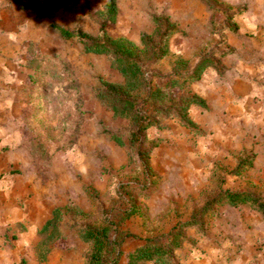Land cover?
I'll return each instance as SVG.
<instances>
[{
    "label": "rangeland",
    "instance_id": "1",
    "mask_svg": "<svg viewBox=\"0 0 264 264\" xmlns=\"http://www.w3.org/2000/svg\"><path fill=\"white\" fill-rule=\"evenodd\" d=\"M107 1L0 0V207L9 202V243L25 239L21 262L42 263L45 247L55 264H85L82 232L108 226L127 264L146 240L170 243L173 229L191 223L176 264H264V215L221 199L226 191L264 199V0H115L112 21ZM155 16L176 33L152 67L154 84L178 58L192 67L214 53L224 70L207 68L172 90L206 107L187 108L191 126L158 116L139 146L146 167L129 143V121L97 97L122 76L55 27L92 36L103 27L139 44Z\"/></svg>",
    "mask_w": 264,
    "mask_h": 264
},
{
    "label": "trees",
    "instance_id": "2",
    "mask_svg": "<svg viewBox=\"0 0 264 264\" xmlns=\"http://www.w3.org/2000/svg\"><path fill=\"white\" fill-rule=\"evenodd\" d=\"M105 12L111 21L117 15L115 0L105 3ZM153 30L150 33H142L139 44L122 38L109 36L104 28L97 36L89 35L80 29L68 30L55 27L59 35L65 39H73L80 43L86 53L103 54L110 59L111 66L116 69L123 78L122 84L105 82L97 97L106 102L117 117L129 121L131 131L129 143L139 146L144 141V133L147 128L156 124L158 116H176L186 126L192 122L187 118L186 110L190 105L206 107V102L194 94L172 93L174 88L182 89L179 85L185 82L192 83L200 79L207 68H213L218 74H222L224 68L214 53L200 58L192 67L178 58L171 74L160 77L165 83H153L157 72L152 67L158 64L167 55L169 39L176 33V26L167 17L155 16L152 19ZM223 55V53H221ZM190 68V69H189ZM185 70V71H184ZM139 156L144 165L148 167L147 151H141ZM244 164H239V170ZM221 199H225L230 205H249L252 209L264 215V199L252 197L245 193L227 192ZM220 199V200H221ZM215 201H209L207 207ZM206 207V208H207ZM54 219L49 220L40 233L53 224ZM187 226L177 227L166 237L173 244H156L152 240H146L142 247L136 248L127 255V264H176L174 252L181 246L183 230ZM114 232L108 226L90 227L82 232V238L90 245V251L85 264H119L121 256L120 244ZM48 242V241H47ZM45 245L46 242H43ZM49 248L39 247L37 260L43 262L47 258Z\"/></svg>",
    "mask_w": 264,
    "mask_h": 264
},
{
    "label": "crops",
    "instance_id": "3",
    "mask_svg": "<svg viewBox=\"0 0 264 264\" xmlns=\"http://www.w3.org/2000/svg\"><path fill=\"white\" fill-rule=\"evenodd\" d=\"M7 229H9V202L4 207H0V264H20L22 262L23 264H55L52 256L46 258L47 261L45 260L42 263H38L35 259L31 258L30 260L24 259L21 262L24 257L22 247L25 246V239L24 241L22 239L19 245L9 243V236L6 235ZM30 232H32L31 229L24 232L25 235L21 236V238L28 233L30 234Z\"/></svg>",
    "mask_w": 264,
    "mask_h": 264
}]
</instances>
